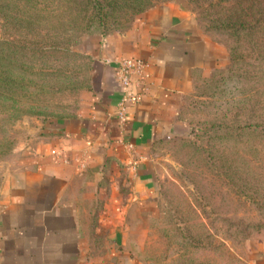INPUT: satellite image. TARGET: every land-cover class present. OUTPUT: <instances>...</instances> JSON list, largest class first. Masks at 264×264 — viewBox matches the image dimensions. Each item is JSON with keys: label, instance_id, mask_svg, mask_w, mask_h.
<instances>
[{"label": "rangeland", "instance_id": "1", "mask_svg": "<svg viewBox=\"0 0 264 264\" xmlns=\"http://www.w3.org/2000/svg\"><path fill=\"white\" fill-rule=\"evenodd\" d=\"M108 1L0 0V217L33 187L57 123L96 94L105 75L94 56L100 39L174 2L218 47L217 61L182 96L180 131L149 151L153 188L128 201L124 248L137 264H264V61L232 58L236 34L210 22L212 0H143L152 5L144 10ZM1 248L0 232V257Z\"/></svg>", "mask_w": 264, "mask_h": 264}, {"label": "crops", "instance_id": "2", "mask_svg": "<svg viewBox=\"0 0 264 264\" xmlns=\"http://www.w3.org/2000/svg\"><path fill=\"white\" fill-rule=\"evenodd\" d=\"M192 22L180 4L164 3L126 33L100 39L94 56L105 75L96 94L83 113L57 123L59 135L44 146L33 187L16 193L2 210L0 264H137L124 248L128 201L152 190L149 151L180 131L182 96L196 74L210 73L217 61L218 47ZM128 57L147 60L149 88L129 106L122 143L115 113L124 89L117 71ZM140 91L134 84L132 92ZM101 231L105 249L98 251Z\"/></svg>", "mask_w": 264, "mask_h": 264}, {"label": "trees", "instance_id": "3", "mask_svg": "<svg viewBox=\"0 0 264 264\" xmlns=\"http://www.w3.org/2000/svg\"><path fill=\"white\" fill-rule=\"evenodd\" d=\"M135 1L143 4V0ZM210 4V22L236 34L232 58L264 61V0H212ZM140 6L144 10L152 5L146 1Z\"/></svg>", "mask_w": 264, "mask_h": 264}, {"label": "built area", "instance_id": "4", "mask_svg": "<svg viewBox=\"0 0 264 264\" xmlns=\"http://www.w3.org/2000/svg\"><path fill=\"white\" fill-rule=\"evenodd\" d=\"M148 62L143 57H128L121 59L119 62V68L117 71V77L124 89V95L116 107V119L119 123L122 138L120 141L124 142V130L128 120V109L131 104L138 102V97L141 96L142 92L147 91L149 85L146 81L148 74L146 69ZM135 76H139L138 81H135ZM137 84L140 88L139 93L132 92V87ZM59 150L53 149L52 154L59 156Z\"/></svg>", "mask_w": 264, "mask_h": 264}]
</instances>
